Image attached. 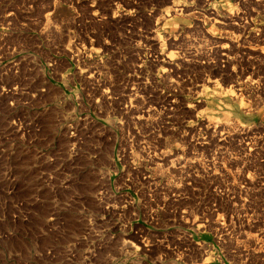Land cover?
I'll return each instance as SVG.
<instances>
[{
    "label": "rangeland",
    "instance_id": "1",
    "mask_svg": "<svg viewBox=\"0 0 264 264\" xmlns=\"http://www.w3.org/2000/svg\"><path fill=\"white\" fill-rule=\"evenodd\" d=\"M0 264H264V0H0Z\"/></svg>",
    "mask_w": 264,
    "mask_h": 264
}]
</instances>
